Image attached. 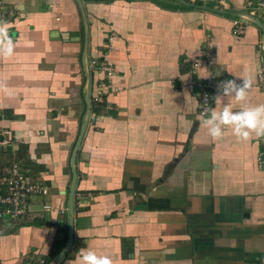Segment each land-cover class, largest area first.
<instances>
[{"label": "crops", "instance_id": "0c3cea01", "mask_svg": "<svg viewBox=\"0 0 264 264\" xmlns=\"http://www.w3.org/2000/svg\"><path fill=\"white\" fill-rule=\"evenodd\" d=\"M0 1L16 45L0 58V132L11 141L0 146V171L19 162L27 181L48 188L25 219L0 222V264H46L64 248L70 160L85 123L73 244L58 264H77L81 250L113 264H262L259 139L225 130L213 140L191 87L247 76L250 103L264 104L262 31L249 23L234 36L231 16L210 11L243 12L248 0ZM85 40L86 66L103 59L114 68L101 104L91 101L98 76L88 70L89 114Z\"/></svg>", "mask_w": 264, "mask_h": 264}, {"label": "built area", "instance_id": "2783aa9c", "mask_svg": "<svg viewBox=\"0 0 264 264\" xmlns=\"http://www.w3.org/2000/svg\"><path fill=\"white\" fill-rule=\"evenodd\" d=\"M220 2L219 6H223ZM12 11L7 9L0 1V21H7V17L12 16ZM245 12L259 20H264V0L254 1L248 0L246 2ZM249 23L245 20L234 18L232 20V34L234 36H243L246 27ZM260 53V62L264 60V42L258 46ZM263 53V54H262ZM207 64H212L214 55L211 51H206L203 55ZM193 68L198 67V62H194ZM88 70L98 76L96 82V93L92 97V103L101 104L103 102L104 93L107 88V81L114 75L113 66L105 60L93 59L88 63ZM258 80L263 84L264 71L260 69ZM226 81V80H224ZM224 81L218 82H203L200 80L192 81L191 87L197 90L196 96L198 98V115L205 117L206 108H211L212 98L208 89L214 93L217 92V85ZM260 152L258 155V162L264 165V137L259 138ZM0 146L8 148L11 146L10 132L3 130L0 132ZM26 170L22 168L19 162H13L6 171H0V222H13L23 217L29 207V201L32 197H44L48 195V188L43 184L30 182L26 179ZM44 211H49L50 206H42ZM261 262L264 264V254L261 257Z\"/></svg>", "mask_w": 264, "mask_h": 264}, {"label": "clouds", "instance_id": "9594fccd", "mask_svg": "<svg viewBox=\"0 0 264 264\" xmlns=\"http://www.w3.org/2000/svg\"><path fill=\"white\" fill-rule=\"evenodd\" d=\"M15 48L7 22L0 21V58H11ZM239 79L240 83L228 80L217 85L214 101L221 106L220 110L216 107L205 109L203 126L213 140L222 139L225 130H230L238 140L245 142L264 137V104H251L252 81L247 76ZM77 264H113V260L107 255H98L94 250H81Z\"/></svg>", "mask_w": 264, "mask_h": 264}, {"label": "water", "instance_id": "95a60500", "mask_svg": "<svg viewBox=\"0 0 264 264\" xmlns=\"http://www.w3.org/2000/svg\"><path fill=\"white\" fill-rule=\"evenodd\" d=\"M180 3L184 4L185 2L183 0H178ZM210 11L215 12V13H219V14H226V15H230L231 17L234 18H239L242 20L247 21L250 24L255 25L257 28L260 29V31H262L263 35H262V42H264V24L257 18H255L254 16H251L249 14H247L245 11L243 12H237V13H229L227 11L224 10H219V9H210ZM85 28H86V24H85ZM86 50H87V40H85V48H84V53H83V67H84V72H85V76L87 79V85H86V96H85V102L87 104V111L88 114L90 113L89 110V100H88V88H89V72H88V68L86 66ZM86 125V123H85ZM85 125H82L81 130H80V135L78 138V141L76 143V146L74 148V151L72 153V157L70 160V166H71V170H72V184H71V188L69 191V195H68V202H67V213H68V235H67V242L64 246V248L57 254L55 255L52 260L50 261L49 264H58L60 262V260L64 257V255L70 250V248L72 247L73 244V196H74V190H75V184H76V172L74 169V161L76 158V154L78 151V148L80 146L81 140H82V136H83V132H84V128Z\"/></svg>", "mask_w": 264, "mask_h": 264}, {"label": "trees", "instance_id": "16d2710c", "mask_svg": "<svg viewBox=\"0 0 264 264\" xmlns=\"http://www.w3.org/2000/svg\"><path fill=\"white\" fill-rule=\"evenodd\" d=\"M194 5L195 6H199V5H197V2H194ZM232 19H234V17H231ZM193 81H197V79H194ZM208 91H209V94H210V96H211V98L215 95V93L212 91V90H210V89H208ZM197 92V90H195L194 89V93H196ZM25 217H26V214L23 216V217H21V218H19L18 220H21V219H25ZM18 220H16V221H18ZM16 221H13V222H11V223H14V222H16ZM10 223V224H11ZM37 223L35 222H32V223H30L29 225L30 226H35ZM59 250V249H58ZM57 253H55L54 254V256L56 255ZM53 255L52 256H49V257H47L46 259H45V262H46V264H48L50 261H51V259L54 257Z\"/></svg>", "mask_w": 264, "mask_h": 264}]
</instances>
